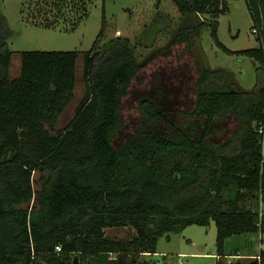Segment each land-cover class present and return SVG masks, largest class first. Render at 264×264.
Listing matches in <instances>:
<instances>
[{
  "label": "trees",
  "instance_id": "1",
  "mask_svg": "<svg viewBox=\"0 0 264 264\" xmlns=\"http://www.w3.org/2000/svg\"><path fill=\"white\" fill-rule=\"evenodd\" d=\"M85 53V94L65 127L58 121L73 101L77 50H24L22 69L12 77V29L0 7V264H152L141 257L158 252L192 224L217 226V264L236 234L259 233L264 244V148L258 128L264 122V0H246L258 47L232 50L219 39V16L228 0H173L181 23L167 44L145 56L131 38L118 35ZM94 0H22L26 19L46 28L74 30ZM158 17L143 32L153 47L164 29ZM209 30L228 54L256 62V83L244 89L233 73L211 67L202 45ZM184 46L197 69L193 109L166 103L171 87L156 83L140 99L143 123L124 142L115 139L124 124L122 101L134 78L151 62ZM235 117L231 133L222 123ZM221 128L220 132L218 129ZM41 180L38 207H24L34 194V171ZM262 207V208H260ZM132 227L127 238L107 228ZM61 247V250L57 249ZM230 264H264L257 256Z\"/></svg>",
  "mask_w": 264,
  "mask_h": 264
},
{
  "label": "rangeland",
  "instance_id": "2",
  "mask_svg": "<svg viewBox=\"0 0 264 264\" xmlns=\"http://www.w3.org/2000/svg\"><path fill=\"white\" fill-rule=\"evenodd\" d=\"M229 9L219 16L218 36L220 41L232 50H242L259 46L254 32V21L246 0H228ZM103 0H94L89 15L72 31H65L63 25L46 28L33 24L26 19L27 12H22V0H0V7L8 19L12 34L8 38L9 47L13 51L10 68L12 77L19 76L22 69L21 52L24 50H77L76 88L73 101L67 106L58 121V128L65 127L75 114L81 98L85 94L83 77L85 53L92 48L103 27ZM157 4L158 7H157ZM105 29L98 46L101 48L111 38L122 35L131 38L137 44L138 54L142 57L156 47H162L169 41L171 30L181 23V14L173 0H106ZM160 17L162 29L153 47L142 46L143 32ZM171 30H170V29ZM202 45L213 68L229 69L233 73V81L244 89H252L256 83V62L249 56L228 54L215 44L209 30L202 34ZM198 78L197 69L192 57L185 52L184 46L174 47L169 57H160L144 68L133 81L132 88L123 98L121 114L124 124L115 139L116 144L124 142L142 125L143 117L139 110L140 99L150 95L156 83L161 80L171 87L166 103L170 108L184 112L193 109L196 103ZM161 81V82H162ZM237 121L230 117L222 123V127L231 133ZM221 128L218 129L220 132ZM46 171L36 170L33 174L35 194L32 200L24 204L30 209L38 207V195L41 191V180L46 178ZM262 208V207H260ZM108 236L127 238L135 234L132 227L107 228ZM217 226L214 220L210 226L192 224L179 233H171L170 239L162 236L158 242V252L154 255H143L152 264H217L216 255ZM258 247L255 250L254 246ZM235 246H242L241 253L259 251L264 248L261 235L236 234L229 237L227 251ZM248 255V254H247ZM243 260H249L245 257ZM233 256V255H232ZM232 256L224 257L222 264L234 261ZM79 260V258H78Z\"/></svg>",
  "mask_w": 264,
  "mask_h": 264
},
{
  "label": "crops",
  "instance_id": "3",
  "mask_svg": "<svg viewBox=\"0 0 264 264\" xmlns=\"http://www.w3.org/2000/svg\"><path fill=\"white\" fill-rule=\"evenodd\" d=\"M244 236H246V235H252V233H245V234H243ZM256 235H259V233H256ZM229 239V238H228ZM228 239H227V241H228ZM227 241H226V245H227ZM257 246V244L254 246V249L253 248H251L250 247V249L251 250H255V249H257L258 247H256ZM234 249H239L240 251H241V249H242V246H235L234 248H233V250ZM227 250V249H226ZM260 252V251H259ZM244 254H248L247 256H257V253H255L254 251H250V252H248V253H244ZM244 254H242L241 256H244ZM217 255V254H216ZM218 256V255H217ZM227 256H232V255H226V256H223V257H221L220 259L221 260H223V258L224 257H227ZM241 256H238V255H233L232 256V258H238V257H241ZM218 258H219V256H218ZM229 263H231V260H229Z\"/></svg>",
  "mask_w": 264,
  "mask_h": 264
},
{
  "label": "built area",
  "instance_id": "4",
  "mask_svg": "<svg viewBox=\"0 0 264 264\" xmlns=\"http://www.w3.org/2000/svg\"><path fill=\"white\" fill-rule=\"evenodd\" d=\"M254 32H257L256 29H254ZM259 133L262 135V144H263V148H264V122L263 124L258 128ZM58 250H61L60 246H57Z\"/></svg>",
  "mask_w": 264,
  "mask_h": 264
},
{
  "label": "water",
  "instance_id": "5",
  "mask_svg": "<svg viewBox=\"0 0 264 264\" xmlns=\"http://www.w3.org/2000/svg\"><path fill=\"white\" fill-rule=\"evenodd\" d=\"M158 5L159 4H157V7H158ZM74 264H79V262H78V256H75V262H74Z\"/></svg>",
  "mask_w": 264,
  "mask_h": 264
}]
</instances>
